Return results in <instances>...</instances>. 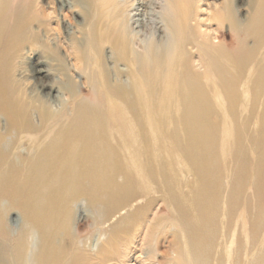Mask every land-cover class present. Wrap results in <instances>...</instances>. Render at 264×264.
Wrapping results in <instances>:
<instances>
[{
	"label": "bare ground",
	"instance_id": "1",
	"mask_svg": "<svg viewBox=\"0 0 264 264\" xmlns=\"http://www.w3.org/2000/svg\"><path fill=\"white\" fill-rule=\"evenodd\" d=\"M0 264H264V0H0Z\"/></svg>",
	"mask_w": 264,
	"mask_h": 264
},
{
	"label": "rangeland",
	"instance_id": "2",
	"mask_svg": "<svg viewBox=\"0 0 264 264\" xmlns=\"http://www.w3.org/2000/svg\"><path fill=\"white\" fill-rule=\"evenodd\" d=\"M64 24H67V25L69 24V26L71 25L69 22H67V20L64 21ZM223 37H224V36H221L220 38L223 39ZM228 41L231 42V38H230V37H228ZM70 50H71V49H70ZM71 51H72V50H71ZM86 93L89 94L88 88H86ZM139 254H140V253H136V254L134 255V257L137 256V255H139Z\"/></svg>",
	"mask_w": 264,
	"mask_h": 264
}]
</instances>
